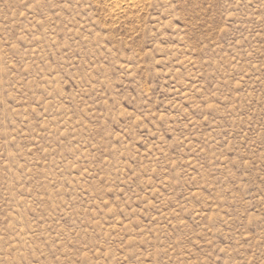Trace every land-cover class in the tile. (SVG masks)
Returning a JSON list of instances; mask_svg holds the SVG:
<instances>
[{"label": "rangeland", "instance_id": "rangeland-1", "mask_svg": "<svg viewBox=\"0 0 264 264\" xmlns=\"http://www.w3.org/2000/svg\"><path fill=\"white\" fill-rule=\"evenodd\" d=\"M0 0V264H264V0Z\"/></svg>", "mask_w": 264, "mask_h": 264}, {"label": "bare ground", "instance_id": "bare-ground-1", "mask_svg": "<svg viewBox=\"0 0 264 264\" xmlns=\"http://www.w3.org/2000/svg\"><path fill=\"white\" fill-rule=\"evenodd\" d=\"M114 4V14L116 16L124 13L126 10L136 8L139 6V0H111Z\"/></svg>", "mask_w": 264, "mask_h": 264}]
</instances>
